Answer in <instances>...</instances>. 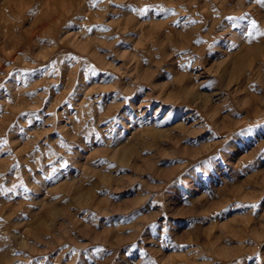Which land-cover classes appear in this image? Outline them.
<instances>
[{"label":"rangeland","instance_id":"obj_1","mask_svg":"<svg viewBox=\"0 0 264 264\" xmlns=\"http://www.w3.org/2000/svg\"><path fill=\"white\" fill-rule=\"evenodd\" d=\"M0 264H264V2L0 0Z\"/></svg>","mask_w":264,"mask_h":264},{"label":"snow or ice","instance_id":"obj_2","mask_svg":"<svg viewBox=\"0 0 264 264\" xmlns=\"http://www.w3.org/2000/svg\"><path fill=\"white\" fill-rule=\"evenodd\" d=\"M262 2H264V0H262ZM230 19H237L235 17H232ZM256 27V23L255 21L252 22V28H255ZM247 35L250 37L252 35L251 32H248ZM252 132V128H247V129H242L240 133H238V135H241V136H244V135H248ZM205 164L207 165L208 169L209 170H212L214 165H213V161L212 159H209V160H206L205 161ZM247 207L249 208H254V207H257L256 205H248ZM167 247H172L171 245H166ZM178 247H187V246H178Z\"/></svg>","mask_w":264,"mask_h":264}]
</instances>
